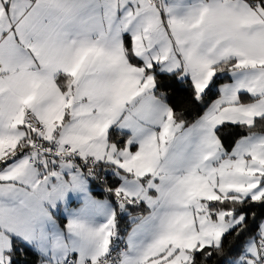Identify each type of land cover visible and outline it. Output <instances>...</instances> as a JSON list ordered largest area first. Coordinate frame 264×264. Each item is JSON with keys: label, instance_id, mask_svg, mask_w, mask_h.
Wrapping results in <instances>:
<instances>
[{"label": "snow or ice", "instance_id": "1", "mask_svg": "<svg viewBox=\"0 0 264 264\" xmlns=\"http://www.w3.org/2000/svg\"><path fill=\"white\" fill-rule=\"evenodd\" d=\"M258 127L264 0H0V264H264Z\"/></svg>", "mask_w": 264, "mask_h": 264}, {"label": "trees", "instance_id": "2", "mask_svg": "<svg viewBox=\"0 0 264 264\" xmlns=\"http://www.w3.org/2000/svg\"><path fill=\"white\" fill-rule=\"evenodd\" d=\"M226 82V81H224ZM161 84L165 85L167 88V95L172 103L173 107L180 113L183 114V117L189 123L194 121L202 112V105L197 104L192 100V92L191 88L186 83H181L177 80L164 78L161 80ZM214 96L206 97V101L208 102L211 99H214ZM245 100L248 99L247 96L244 97ZM257 132H264V128H257ZM239 130L226 128L223 133H221L222 138L225 141L227 147L231 148L236 139H238ZM117 181L114 177L108 178L107 181L99 182L96 187L99 190L98 197H106L108 198V193L103 191L105 186H115ZM252 211H255L257 214V219L264 217V210L253 207ZM250 224L252 221L249 222ZM120 227L122 230L127 229L129 227V222L127 218H124L120 222ZM37 257L30 256L29 264H37Z\"/></svg>", "mask_w": 264, "mask_h": 264}, {"label": "crops", "instance_id": "3", "mask_svg": "<svg viewBox=\"0 0 264 264\" xmlns=\"http://www.w3.org/2000/svg\"><path fill=\"white\" fill-rule=\"evenodd\" d=\"M228 82H231V81H226L225 83H228ZM197 118H198V117H197ZM197 118H196V119H197ZM196 119H195V120H196ZM195 120H194V121H195ZM192 122H193V121H192ZM190 123H191V122H190ZM98 198H106V197H98Z\"/></svg>", "mask_w": 264, "mask_h": 264}, {"label": "built area", "instance_id": "4", "mask_svg": "<svg viewBox=\"0 0 264 264\" xmlns=\"http://www.w3.org/2000/svg\"><path fill=\"white\" fill-rule=\"evenodd\" d=\"M102 182V181H101Z\"/></svg>", "mask_w": 264, "mask_h": 264}]
</instances>
